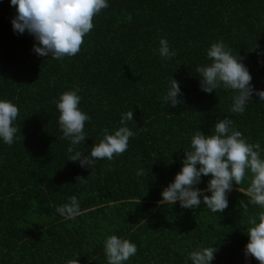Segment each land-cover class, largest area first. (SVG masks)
Instances as JSON below:
<instances>
[{
	"label": "trees",
	"instance_id": "obj_1",
	"mask_svg": "<svg viewBox=\"0 0 264 264\" xmlns=\"http://www.w3.org/2000/svg\"><path fill=\"white\" fill-rule=\"evenodd\" d=\"M15 13L0 0V99L19 109L13 144L0 142V264H107L103 241L110 234L137 246L124 264H191L190 251L213 245L211 264H241L247 227L261 211L242 207L248 198L241 192L228 193L219 213L158 202L192 134H210L219 119L230 118L264 157V100L253 93L242 114L232 113L233 90L205 93L195 72L211 62L210 44L222 40L244 57L255 88L264 89V0H108L80 51L59 60L38 56L34 38L13 31ZM161 37L176 51L171 59L156 51ZM172 77L183 93L174 108L163 99ZM77 86L79 107L91 118L77 150L90 151L102 129L118 128L121 114L133 110L127 150L92 169L67 160L70 142L53 103ZM251 176L246 170L233 186L246 188ZM207 179L198 186L205 189ZM71 197L80 211L65 219L56 206ZM251 263L260 262L251 256Z\"/></svg>",
	"mask_w": 264,
	"mask_h": 264
},
{
	"label": "clouds",
	"instance_id": "obj_2",
	"mask_svg": "<svg viewBox=\"0 0 264 264\" xmlns=\"http://www.w3.org/2000/svg\"><path fill=\"white\" fill-rule=\"evenodd\" d=\"M9 4L16 10L11 20L13 31L30 34L35 41L33 51L38 56L59 60L80 51L83 37L94 26V15L108 7V0H9ZM156 51L166 60L176 55L164 37L160 38ZM206 56L211 62L195 68L202 91L212 93L221 87L233 90L235 94L229 109L232 113L242 114L253 99V93L259 100H264V89H257L251 83L252 75L244 57L233 54L224 41L211 43ZM79 91L77 86L61 92L53 103L59 113L57 122L62 136L70 142L67 160L92 169L96 160L111 161L114 155L127 150L129 138L135 135L128 126L129 122H134L133 110L121 114L118 128L111 132L102 129V138L90 146V151L77 150L76 146L84 144L88 137L84 127L85 121L91 119L79 107ZM182 97L180 83L172 77L164 102L174 108L183 103ZM18 112L12 101L0 99V142L13 144L18 131L14 123ZM246 170L252 174L249 185L236 189L248 198L247 203L240 201L241 206L258 205L261 211L249 222L244 251L264 264V157L260 155V145L248 143L230 118L217 120L210 134L201 130L192 134L190 145L184 148L181 167L162 188L159 203L175 205L178 202L185 209H196L203 204L213 213L222 212L228 207V193L234 184L241 185ZM136 174L144 175V169L139 168ZM202 177H208L206 189L198 186ZM56 211L65 219H74L79 214L80 205L76 197H71L68 202L56 206ZM217 251L214 245L202 246L190 251L188 260L191 264H211ZM103 252L107 264H124L136 254L137 246L128 238L110 234L103 241ZM67 264H78V261H68Z\"/></svg>",
	"mask_w": 264,
	"mask_h": 264
},
{
	"label": "water",
	"instance_id": "obj_3",
	"mask_svg": "<svg viewBox=\"0 0 264 264\" xmlns=\"http://www.w3.org/2000/svg\"><path fill=\"white\" fill-rule=\"evenodd\" d=\"M239 187H235V186H233V189H238ZM206 189V188H205ZM160 202V201H159ZM158 202V203H159ZM159 204H161V203H159ZM245 245H246V243H245ZM245 245H244V248H243V255H242V262H241V264H252L251 263V255H246L245 254V251H244V249H245ZM257 264H260V263H257Z\"/></svg>",
	"mask_w": 264,
	"mask_h": 264
}]
</instances>
